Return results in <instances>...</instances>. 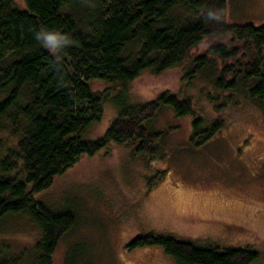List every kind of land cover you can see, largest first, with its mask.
Listing matches in <instances>:
<instances>
[{"label": "trees", "instance_id": "trees-1", "mask_svg": "<svg viewBox=\"0 0 264 264\" xmlns=\"http://www.w3.org/2000/svg\"><path fill=\"white\" fill-rule=\"evenodd\" d=\"M20 1L21 7L0 0V264H53L61 241L81 222L75 198L54 207L41 195L82 159L113 145L127 143L152 160L169 134L158 129L161 111L191 118L190 140L199 145L222 130L223 121L207 124L188 96L165 91L129 105L130 89L142 76L180 70L183 83L213 88L221 105L239 97L264 115V25H229L226 0ZM209 10L220 19L208 20ZM42 27L73 41L61 61L35 39ZM111 101L117 115L104 134L85 138ZM19 218L37 234L20 248L1 238L10 226L16 232L11 221ZM135 224L139 231L124 245L127 253L160 250L175 264H255L261 257L250 247L201 243ZM75 253L68 252L64 264H79Z\"/></svg>", "mask_w": 264, "mask_h": 264}, {"label": "rangeland", "instance_id": "rangeland-1", "mask_svg": "<svg viewBox=\"0 0 264 264\" xmlns=\"http://www.w3.org/2000/svg\"><path fill=\"white\" fill-rule=\"evenodd\" d=\"M16 3L23 5L20 0ZM226 21L232 26H263L264 0H226ZM96 90L103 91V87L97 85ZM165 91L191 98L195 111L207 124L217 118L223 121L222 130L199 145L190 140L191 118L180 120L163 110L158 115V129L169 134L152 160L150 155L135 154L132 146L122 143L95 158L82 159L56 179L42 198L54 207L75 198L73 206L81 223L61 241L53 264H64L67 253L75 251L79 264H175L160 250L125 252L124 245L139 231L135 220L141 229L178 238L250 247L261 254L255 264H264L261 108L239 97L237 104L221 105V100L212 99L218 95L213 88L183 83L180 70L160 77L142 76L131 87L128 104L154 101ZM113 107L116 104L108 102L101 123L85 138L104 134L117 115ZM1 137L6 139L5 134ZM5 145L11 148L14 141L8 138ZM147 178H152L150 185ZM11 222L17 224L16 232H11L14 227L10 226V234L1 238L18 248L31 244L37 236L36 227L21 218ZM22 224L26 226L19 229Z\"/></svg>", "mask_w": 264, "mask_h": 264}, {"label": "clouds", "instance_id": "clouds-1", "mask_svg": "<svg viewBox=\"0 0 264 264\" xmlns=\"http://www.w3.org/2000/svg\"><path fill=\"white\" fill-rule=\"evenodd\" d=\"M207 19L219 20L220 17L215 12L209 10L207 12ZM34 36L42 47L53 55L57 62L61 61L64 50L73 44V41L68 35L59 30L48 29L46 27H42L38 31H35Z\"/></svg>", "mask_w": 264, "mask_h": 264}]
</instances>
